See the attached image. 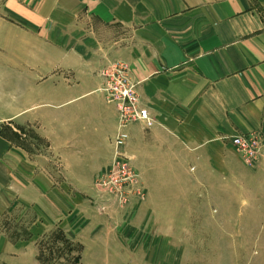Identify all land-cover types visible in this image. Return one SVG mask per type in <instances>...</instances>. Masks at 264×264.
<instances>
[{
	"label": "crops",
	"instance_id": "crops-1",
	"mask_svg": "<svg viewBox=\"0 0 264 264\" xmlns=\"http://www.w3.org/2000/svg\"><path fill=\"white\" fill-rule=\"evenodd\" d=\"M6 11L38 32L39 47L54 50L55 59L54 68L45 54L40 64L38 107L27 88L26 104L0 117V226L18 206L35 214L29 232L38 234L70 222L80 205L50 176L46 150L31 154L4 134L15 117L52 108L54 145L68 146L88 173L111 162L117 112L80 64L117 59L127 66L138 107L152 121L126 128L122 151L136 173H264V153L255 171L235 169L228 141L249 133L264 138V0H6ZM64 76L74 84L64 85ZM38 128L46 138L45 115ZM30 244L0 228V264H31Z\"/></svg>",
	"mask_w": 264,
	"mask_h": 264
},
{
	"label": "rangeland",
	"instance_id": "rangeland-1",
	"mask_svg": "<svg viewBox=\"0 0 264 264\" xmlns=\"http://www.w3.org/2000/svg\"><path fill=\"white\" fill-rule=\"evenodd\" d=\"M28 26L10 16L6 0H0V117L8 116L11 105L22 107L27 88L32 106L38 107L44 54L47 67H53L55 51L40 48L38 32L30 34ZM121 63L113 59L95 68L79 66L80 73L93 74L94 89L116 112L106 90L114 85ZM65 65L70 66L69 58ZM64 79V85L74 84ZM53 111L47 108L41 114L36 108L4 127V134L31 154L46 150L52 159L50 176L80 201L78 210L66 218L70 222L43 227L34 235L29 232L37 220L32 210L17 206L2 218L0 228L9 238L31 240V264H75L77 257L78 264H264V173H136L124 152L130 181L121 173H109L112 156L105 171L88 173L68 146L54 145ZM42 115L47 118L46 138L39 134ZM64 118L70 122V114ZM114 135L109 140L111 154ZM260 139L261 152L251 164L231 145L235 169H257L264 153Z\"/></svg>",
	"mask_w": 264,
	"mask_h": 264
},
{
	"label": "built area",
	"instance_id": "built-area-1",
	"mask_svg": "<svg viewBox=\"0 0 264 264\" xmlns=\"http://www.w3.org/2000/svg\"><path fill=\"white\" fill-rule=\"evenodd\" d=\"M114 85L106 92L115 103L118 112L117 129L112 139V167L109 173H121L124 180L130 181L127 162L122 148L126 145L128 135L126 128L133 122H142L150 126L152 121L145 109L138 107L137 99L133 92V85L129 82L127 66L123 63L118 65L117 75L114 78ZM228 141L235 148L245 163L251 164L261 152L262 145L258 133L239 134L228 138Z\"/></svg>",
	"mask_w": 264,
	"mask_h": 264
},
{
	"label": "trees",
	"instance_id": "trees-1",
	"mask_svg": "<svg viewBox=\"0 0 264 264\" xmlns=\"http://www.w3.org/2000/svg\"><path fill=\"white\" fill-rule=\"evenodd\" d=\"M60 234H61V233H60ZM60 238H62V239L64 240V236H63V235H61ZM64 243L67 244V241L64 240ZM78 261H79V257H77L76 259H74L75 264H78Z\"/></svg>",
	"mask_w": 264,
	"mask_h": 264
}]
</instances>
